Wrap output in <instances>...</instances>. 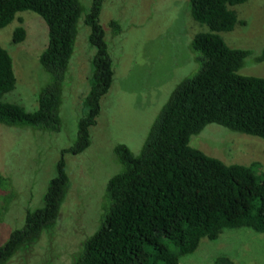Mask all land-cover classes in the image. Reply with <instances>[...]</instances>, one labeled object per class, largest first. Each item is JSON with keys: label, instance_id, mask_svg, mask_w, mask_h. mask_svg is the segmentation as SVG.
<instances>
[{"label": "trees", "instance_id": "1", "mask_svg": "<svg viewBox=\"0 0 264 264\" xmlns=\"http://www.w3.org/2000/svg\"><path fill=\"white\" fill-rule=\"evenodd\" d=\"M104 1L91 0L86 11L81 0H0V28L20 22L13 44L28 35L18 14L22 11L41 15L49 34L39 57L42 82L35 110L10 95L18 87V74L12 52L0 44V123L59 135L66 132V118L75 106L82 113L75 139L46 181L43 205L28 210L24 224L0 244V264L29 251L44 235H58L56 226L73 181L65 155L80 154L91 145V128L98 124L102 99L123 58L114 59L111 53L123 40V25L115 18L101 23ZM248 1L190 0L193 21L207 27L192 40L200 68L173 89L138 153L126 143L115 145L119 167L107 181L101 216L81 237L70 264H180L204 238L216 240L225 229L248 227L264 233L261 162L226 163L190 144L210 124L264 139V77L239 73L252 50L230 46L221 34L246 23L236 6ZM83 32L94 53L90 91L74 104L65 83L72 79L70 62ZM255 60L264 61V47ZM8 180L0 170L1 189Z\"/></svg>", "mask_w": 264, "mask_h": 264}, {"label": "rangeland", "instance_id": "2", "mask_svg": "<svg viewBox=\"0 0 264 264\" xmlns=\"http://www.w3.org/2000/svg\"><path fill=\"white\" fill-rule=\"evenodd\" d=\"M81 1L88 11L91 0ZM190 9V0L104 1L101 23L115 18L123 25V40L116 51L114 47L111 50L114 59L123 55L118 60L115 81L102 99L103 113L97 126L91 128V145L80 154L65 155L73 181L56 226L58 235H44L32 249L7 264H70V255L81 237L101 216L107 181L119 167L115 145L126 143L138 153L173 89L200 68L192 40L196 32L207 27L193 21ZM236 10L246 23L221 34L230 46L252 50L239 73L264 77V61L255 60L264 47V0H249L238 4ZM18 14L28 29L27 38L18 45L12 43L14 29L20 23L17 19L0 28V44L12 52L18 74V87L9 94L27 109L35 110L36 89L39 80L42 82L39 57L49 40L48 26L37 12ZM87 41L81 33L70 62L73 80L65 83L70 85L74 104L78 99L80 104L90 91L94 53ZM80 110L81 106L74 107L66 118L69 127L59 135L0 123V170L9 179L0 188V244L24 224L28 210L43 205L46 181L55 173L63 149L75 139ZM190 144L226 163L259 161L264 168V139L260 137L210 124L194 134ZM180 264H264V233L248 227L225 229L216 240L204 238Z\"/></svg>", "mask_w": 264, "mask_h": 264}]
</instances>
